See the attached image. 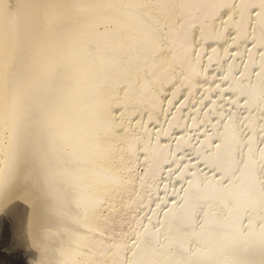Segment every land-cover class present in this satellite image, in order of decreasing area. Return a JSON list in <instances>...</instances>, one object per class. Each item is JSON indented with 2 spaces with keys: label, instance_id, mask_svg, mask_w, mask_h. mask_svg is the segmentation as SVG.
<instances>
[{
  "label": "bare ground",
  "instance_id": "bare-ground-1",
  "mask_svg": "<svg viewBox=\"0 0 264 264\" xmlns=\"http://www.w3.org/2000/svg\"><path fill=\"white\" fill-rule=\"evenodd\" d=\"M14 1L0 0V53L18 17L11 18ZM110 1L135 23L120 34L113 31L118 39L99 34L97 41L91 39L89 51L111 48L115 52L107 54L125 55L122 62L129 66L119 75L116 69H101L102 80L93 86L96 78L88 76L97 99L84 113L91 121L98 116L89 125L99 129L90 147L83 148L92 154L90 178L76 181L89 196L81 221L92 236L75 241L88 251L75 263L230 264L235 254L264 264V0ZM132 45L141 48L139 53L137 47L130 51ZM2 57L7 60L0 55V189L13 168L27 173L64 154L81 153L75 147L61 152L55 141L54 127L66 111L59 105L64 100L54 94L63 83H37L33 75L47 67L42 61L26 75L28 67L22 71L24 65L14 59L17 66L11 61V67L5 66L9 59ZM24 76L37 92L35 100L17 94ZM197 88L202 91L197 104L183 108ZM39 93L44 99L37 100ZM136 166L142 172L134 174ZM12 235L17 245L18 234ZM32 240L27 248H42ZM44 248L35 257L48 263Z\"/></svg>",
  "mask_w": 264,
  "mask_h": 264
},
{
  "label": "rangeland",
  "instance_id": "rangeland-1",
  "mask_svg": "<svg viewBox=\"0 0 264 264\" xmlns=\"http://www.w3.org/2000/svg\"><path fill=\"white\" fill-rule=\"evenodd\" d=\"M10 1H12V4H13V0H10ZM15 1H17V2H15ZM15 1H14V5L16 7L13 5L15 8L14 12L16 14L17 13L18 14L13 15L14 12L12 11L13 14L10 12L11 13L10 15H13V17L11 16V18H13V20L16 19L17 16L18 17H17L16 21L14 20L11 22L13 24L16 22L14 24L15 27H13L14 25L12 24L13 26H11L12 28L9 31V37L11 35V38H9V43H11V44L9 46V43L7 42V44L5 46H8V47H4V48L5 49L7 48L6 50H8V51L5 50L6 51L5 52L2 50V52L0 53V55L5 56L4 58L7 57L6 59L7 60L9 59V60L8 61L5 59L3 60V57H2V61H7L8 63L7 62L6 63L3 62V63L5 64V66L11 67L10 65L13 64L17 60L18 66L20 63H21L20 66L24 65L21 67L22 71L26 67H28V68H26V70H24V74H26V75H27L26 71L29 70L30 66H33L34 68H36L35 66H37V65L39 66L40 64L43 63L45 66H47L46 69L42 70V72L39 74V76L36 74L33 75V77H35L36 80H38L37 83H39V80L42 81V84H44V82L46 81V83L44 85L47 84V86L49 84L54 85L57 82V80H59L63 83L61 86V89H59V91L54 94L58 97L59 100H64L61 102L62 104L59 102V105L63 106L64 111H66V112L62 111L65 114L62 115L63 117L58 119L56 127H54V125H53V127H54L53 133H54V137H56L55 141H56V144L61 146L60 147L61 149H63V148L66 149L65 150L66 152H69L70 148L75 147V148H78L79 151H81V153L78 155L76 153L73 154L75 156H69L68 154L67 155L64 154L63 156H60L59 158H57V160H55V162H53L52 164H49V166L46 165L45 167L43 166L39 169L27 171V173L22 172V170L18 169V168H15L18 172L16 170H14V168L9 170V172L7 174L8 177H6V180H5V183L7 185L4 184L2 186L3 188L1 187V189H0V194H1L0 195V199H1L0 200V202H1L0 206L2 207V208L0 207V264H76L75 262L77 261L76 259H78L77 257H79V255H82L84 253H86L85 255H88L87 254L88 251L86 248L82 247L80 244H77L78 242H75V241L76 240L80 241L87 236L89 237V235L91 234L83 226L82 221H81V217H82L81 214H83L82 209H85V206L88 205L89 196L82 189H80V190L78 189L81 187V185L83 184V182L85 180H88L90 178L89 174L91 172L90 165H88V164H89L90 155H92V154L88 153L86 150L84 151L83 148H85L86 146L90 147V146H88V144H89V142L93 141V137L95 138V135L97 134L98 129H99L98 127L89 125L90 123L95 121V119H97L98 116L95 115L94 119L91 121L90 116L86 115V113H84V111L86 109V111L89 112V109L87 108V106L90 102L92 103V106H94L93 101L97 99L96 98L97 94H96V92L93 93V89L91 88V86H93V84L95 85L98 82H101L102 77H103V71L108 70V68L110 67L112 69V71L116 69L115 70L116 72L115 71L114 72L117 75L118 73H120V74L124 73L126 71V67L129 66V64L125 65L122 62V60H124L126 58L125 55L114 56L113 54H109V53L107 54V51L108 52H112V51L115 52L111 48H106V49L100 48V50L96 51L97 48L94 47L93 48L94 53L89 51V50L91 49L92 43L96 39V36L98 34L100 36L102 35V37L106 38L105 40H109V39L115 40L116 38L118 39L119 35H116V34L122 33V32H120L121 30L130 29V26L133 25L135 23V21L134 22L131 21V20H134L133 17L128 19V17H126V15L124 16L121 13H118L116 10L117 3H115V1H110V0H105V1L104 0H89V1L88 0H15ZM57 3H58V5H57ZM16 8L19 9V12L16 11ZM7 17H8V15L6 16V18ZM126 18H127V20H126ZM118 25H121V26L119 27ZM123 25H125L126 27H124ZM16 28L21 30V31L18 32V30ZM119 28H122V29L119 30ZM13 31H14V33H13ZM20 32H22V33H20ZM109 32H111V33H109ZM11 33H13V34H11ZM108 34L111 36L113 35V36L111 37ZM106 35H108V36H106ZM18 38H20V39H18ZM10 39H11V42H10ZM91 39H94V40H91ZM97 39H98V36H97ZM16 41H19V42H16ZM95 41H97V40H95ZM14 43H15V45L18 43L19 44L16 46H13L12 44H14ZM11 45H12V47H11ZM132 46H131L130 51H132L134 49V47H135V49L137 47L136 45L133 47ZM13 47L14 48L16 47L15 48L16 50H13L14 53L12 52L13 54H11L10 51H12V49H14ZM4 48H2V49H4ZM105 50H107V51H105ZM139 50H141L140 47L138 48L137 53H139L138 52ZM25 51H27V52H25ZM103 52L106 54H104ZM10 54L12 56L8 57ZM100 54H102L103 57H101ZM133 54H134V52L132 53V55L130 53V57H132ZM14 55H17V57L12 58ZM112 55L114 57H112ZM23 56H25V57L23 58ZM75 57H76V59H74ZM93 57H94V59H93ZM99 57H101V59ZM10 58H12V59L10 60ZM102 58H104V59H102ZM13 59L15 60L14 62L12 61ZM106 59L109 62H107ZM21 60H22V62H21ZM56 60H60L59 61L60 65L55 66L56 68H54V67L51 68L54 65V62ZM104 60L106 62H104ZM10 61L13 63H9ZM27 61H29V62H27ZM40 61H42V63H39ZM113 62H115V63H113ZM124 62H125V60H124ZM17 63L15 62L14 64H16V66H17ZM115 64H116V66H114ZM118 64H119V66H117ZM212 64H214V63H212ZM213 68H215L214 65L213 66L211 65L209 67V69H213ZM123 69H125V70H123ZM118 70H119V72H118ZM42 74L44 77L43 76L41 77ZM91 74L94 78H96L95 81H97V82L95 83V81H93L92 85L89 86L88 83H89V80H91L89 78V77H91ZM33 77H32V79H33ZM24 78H25V81H24V79H22V81L21 80L19 81V84L17 86V89H18L17 94L20 93L22 95L21 97L23 100H27L30 96H31L30 98L33 99L34 95L36 97L37 92L34 89L32 90L31 88H29L28 77L24 76ZM48 79H49V81H47ZM52 79H53V81H52ZM214 79H215V77L212 79V81ZM43 80H45V81H43ZM26 89L29 91H27ZM23 90H24V92H23ZM201 92H202L201 89L197 88L192 93L193 95H191L190 99L188 100L189 102H187V104L184 105L183 108L187 107V105L190 107H191V105L195 106L198 102V98L200 97L199 94H202ZM41 94L42 93H39V95L37 96L38 97L37 100L44 99V95H41ZM60 94H61L63 99L60 97ZM66 96H68V98ZM65 98H67V99H65ZM177 99H178V101L180 100L179 98H176V100L174 99L175 102L173 101V103L177 104L178 103ZM34 100H35V98H34ZM66 109H68L69 111ZM70 113H71V115H70ZM88 128H89V130H88ZM64 149L61 150V152H64ZM90 151H93V150H90ZM66 158H68V159H66ZM71 162H72V164H70ZM136 168H135V170H137V171L133 172L134 174L138 173V172L139 173L142 172V170H141L142 167L140 168V167L136 166ZM82 169H84V171ZM41 171H43V172H41ZM54 171H56V172L54 173ZM42 173H43V175H42ZM60 173H62L63 175ZM11 175H13V176H11ZM21 175L23 178L21 177ZM37 176H38V178H37ZM14 177H16L17 179L16 178L14 179ZM33 177H35L34 178L35 180H33ZM73 177H75V178H73ZM25 179L28 181H26ZM54 179H56V180H54ZM59 179H60V181H59ZM82 179L84 181H82ZM76 180L80 181V183H82V184H80ZM20 181H21V183H20ZM23 184H26V186ZM13 185H14V187H12ZM24 186H25V188H23ZM3 189L6 190V192H4ZM1 190H3V191H1ZM20 191H22V192H20ZM73 192H74V194H73ZM15 193H16V195H15ZM4 194L5 195L7 194V195L5 196ZM54 194H55V196H54ZM59 195H60V198H58ZM64 196L66 198L67 197L68 198L66 199ZM6 200H8V201H6ZM33 200H34V203H32ZM62 201L65 203H63ZM60 202H61V204H60ZM81 202H82V205H81ZM49 203H51V204L49 205ZM3 204H4V206H3ZM44 208H46L47 210ZM35 210H36V212H35ZM47 212L49 215L47 214ZM78 212H80V213H78ZM39 213H42V214H39ZM61 217H64L63 219L65 221ZM75 218H76V220H75ZM24 219H25V221H24ZM36 219H37V221H36ZM39 219H41V220H39ZM46 220H49V221H46ZM35 221H36V223H35ZM41 221H43L42 222L43 225H42ZM61 221H62V223H61ZM44 222H45V224H44ZM47 222H49V223H47ZM58 222H59V224H58ZM78 223H79V225H78ZM38 224H40V225H38ZM46 224L48 225V227ZM69 225H71V226L69 227ZM76 226H77V228H75ZM20 227H21V229H20ZM14 228L16 229L15 231H14ZM64 228H65V230H63ZM26 231H28V232H26ZM13 233L18 234L15 237V242L17 243V245L14 243V239H13V235H12ZM84 235H85V237H84ZM63 236H66L67 239L65 237L63 238ZM91 236H92V234H91ZM27 237L29 240L26 239ZM80 237H82V239ZM32 238H33L32 241L35 240V242L37 241L39 243V245H42L41 246L42 248H43V246L46 248V249L44 248L45 249L44 252L46 255L48 254V256H49V257L47 256L48 263H46V262L41 263L38 261V259H37L38 257H35V252L36 253L38 251L41 252L40 249H42V248L36 249L37 251L35 250V252H33L34 250H31V246L29 248H27V245ZM59 240L61 241V243ZM56 241H57V243H56ZM58 242H59V244H58ZM29 253H31L32 256L35 258L31 257V255ZM233 255L235 257L229 256V258L231 259L230 264H252L249 262V260H246L241 256H238L235 254H233ZM254 255H260V253H254Z\"/></svg>",
  "mask_w": 264,
  "mask_h": 264
}]
</instances>
